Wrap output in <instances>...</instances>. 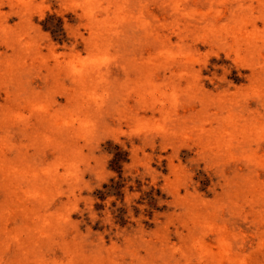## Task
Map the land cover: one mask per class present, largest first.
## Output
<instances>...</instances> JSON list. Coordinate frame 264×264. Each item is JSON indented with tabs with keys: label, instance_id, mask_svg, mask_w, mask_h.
Segmentation results:
<instances>
[{
	"label": "rangeland",
	"instance_id": "obj_1",
	"mask_svg": "<svg viewBox=\"0 0 264 264\" xmlns=\"http://www.w3.org/2000/svg\"><path fill=\"white\" fill-rule=\"evenodd\" d=\"M0 264H264V0H0Z\"/></svg>",
	"mask_w": 264,
	"mask_h": 264
},
{
	"label": "trees",
	"instance_id": "obj_2",
	"mask_svg": "<svg viewBox=\"0 0 264 264\" xmlns=\"http://www.w3.org/2000/svg\"><path fill=\"white\" fill-rule=\"evenodd\" d=\"M43 26L45 30L50 31L55 36H61L63 33V26L61 20L58 18L55 22L54 15H51L47 17L46 21L43 23ZM115 154L114 157L111 160L110 167L118 172L121 173L122 171V164H124L127 161V153L120 150L119 146H115ZM107 185H104V188H106ZM112 191H119L120 187L116 185V187L111 186ZM106 193H101V196H103ZM104 198V197H103ZM120 219H123L122 216H120ZM124 220V219H123Z\"/></svg>",
	"mask_w": 264,
	"mask_h": 264
}]
</instances>
